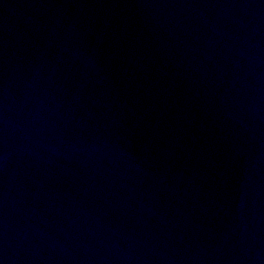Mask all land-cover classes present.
I'll return each instance as SVG.
<instances>
[{
    "label": "water",
    "instance_id": "water-1",
    "mask_svg": "<svg viewBox=\"0 0 264 264\" xmlns=\"http://www.w3.org/2000/svg\"><path fill=\"white\" fill-rule=\"evenodd\" d=\"M0 264H264V0H0Z\"/></svg>",
    "mask_w": 264,
    "mask_h": 264
}]
</instances>
